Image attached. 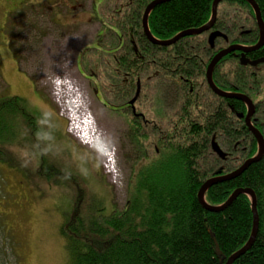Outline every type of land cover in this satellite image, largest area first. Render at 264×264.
I'll use <instances>...</instances> for the list:
<instances>
[{
  "label": "trees",
  "instance_id": "16d2710c",
  "mask_svg": "<svg viewBox=\"0 0 264 264\" xmlns=\"http://www.w3.org/2000/svg\"><path fill=\"white\" fill-rule=\"evenodd\" d=\"M151 1L128 0L125 9L107 17L113 22L111 31L118 45L113 52L100 53L109 54L113 62V76L108 80L111 89L104 88L106 95L126 104L134 98L140 83L136 105L146 109L151 119L161 120L154 128L130 114L131 140L143 164L134 175L123 211L114 210L107 215L102 203L96 202L88 212L76 210L63 226L71 264H226L228 257L245 246L252 232V203L247 195L239 196L218 213L205 210L197 197L206 180L236 170L257 152L256 140L243 122L234 118L226 102L237 104L239 112L244 110L242 104L221 100L217 106L218 97L205 81L212 56L205 34L185 37L169 47L153 45L146 39L142 17ZM254 1L264 20V0ZM213 2H165L151 12L150 31L159 40H169L183 31L200 28L211 19ZM222 4L243 8L239 14L218 17L216 24L222 31L226 17L233 19V25L225 30L230 42H255L258 29L250 5L245 0H224ZM240 25L250 31L238 39ZM240 69L243 73L238 69L235 76L233 72L227 75L237 87L255 88L264 82V75L259 74L262 79L257 84L255 75L252 84L242 83L238 76L248 82L252 76ZM93 74L102 89L98 74ZM12 110L24 116L31 132L38 127V117L19 98L0 100V161L9 165L12 154L7 149L13 144L11 138L16 137L18 119L11 124L4 115ZM151 119L146 116V120ZM214 145L223 151L222 156ZM43 169L42 165L36 169L42 178L46 172ZM237 189L255 193L259 231L251 249L234 264H264V157L238 178L211 187L205 200L212 206L222 205ZM215 241L222 256L216 254ZM8 258L4 240L0 245V264H9Z\"/></svg>",
  "mask_w": 264,
  "mask_h": 264
},
{
  "label": "rangeland",
  "instance_id": "374dc122",
  "mask_svg": "<svg viewBox=\"0 0 264 264\" xmlns=\"http://www.w3.org/2000/svg\"><path fill=\"white\" fill-rule=\"evenodd\" d=\"M16 1L0 0V100L19 98L38 117V127L31 132L17 111L4 115L11 124L17 117L18 124L7 149L12 164L0 161V245L5 240L9 264H71L63 226L76 210L88 212L96 202L107 215L123 211L143 164L131 140L132 111H113L124 103L105 93L114 70L111 56L100 53L113 52L118 45L106 27L113 26L107 17L125 9L128 0H21L22 6L29 1L34 5L13 14L10 8ZM241 9L221 4L219 18ZM217 45L225 44L219 39ZM91 68L98 74L103 99L91 81ZM59 83L66 85L67 93L61 92L64 113L55 90ZM256 93V118L264 121V82ZM135 110L151 119L146 109L136 105ZM86 118L94 139L115 155L116 184L105 176L94 145L78 138L75 125ZM41 165L43 178L36 174Z\"/></svg>",
  "mask_w": 264,
  "mask_h": 264
},
{
  "label": "water",
  "instance_id": "95a60500",
  "mask_svg": "<svg viewBox=\"0 0 264 264\" xmlns=\"http://www.w3.org/2000/svg\"><path fill=\"white\" fill-rule=\"evenodd\" d=\"M168 1H170V0H153V1H151L147 5V7L144 11L143 18H142V28H143V33H144L145 37L147 38V40L151 44L156 45V46H160V47H169V46L176 44L179 40H181L185 37L199 36V35H202L206 32H209L213 28L214 24L216 23L217 16H218V7H219L220 3L224 0H214L213 5H212V17H211L210 21L207 24H205L204 26H202L200 28L189 29V30L183 31V32L177 34L176 36H174L172 39H169V40H159V39L155 38L150 31L149 16H150L151 12L157 6H159L165 2H168ZM245 1L251 6V8L253 9L254 14H255V19H256V23H257V27H258V31H259V40H258L257 44H255L254 46H251V47L241 46V45H231L228 48L221 50L219 53H217L213 57V59L211 60V63L209 64V66L207 68V71H206V81H207L209 87L211 88V90L217 96L222 97V98H227V99H236V100L244 102L247 105L248 112H247V115L245 116V125L248 128V130L251 132V134L254 136V138L258 144V153L254 157L247 159L245 162H243V164L239 168H237L235 171H233L229 174H226V175H220L219 174V175H216V176L206 180L198 192L197 197H198V201H199L200 205L205 210H207L209 212H214V213H218V212L225 210L241 195H247L251 200V203H252L251 209H252V213H253V226H252V232H251L250 238L243 248H241L240 250H238L237 252H235L234 254H232L230 257L227 258L226 264H234L241 256H243L245 253H247L251 249V247L253 246V244L257 238L258 231H259V215H258V211H257V198H256L255 193L251 189H237V190H235L231 194V196L228 198V200L224 204L219 205V206L209 205L205 200L206 193L211 187H213L214 185H217L219 183H223V182L238 178L252 164L260 162L262 160V158L264 157V137H263L262 133L259 131V129L256 128V126L252 122V117L254 116L255 110H256V107H255L253 101L248 96L241 94V93H226V92L220 90L213 81L214 69L224 57H226L227 55H229L232 52L241 51L242 52L241 63L243 65H246L249 61L247 58H245V54L257 51L264 46V20H263L262 15H261L260 8L255 3L254 0H245ZM222 36H224V35L219 31L213 32L212 35L210 36V42L213 43L216 38L222 37ZM260 63H264V58H262L260 60L253 61L250 64L252 66H257ZM140 93H141V85H140V83H138L136 96L130 102V106H132V107L134 106V104L136 103V101L138 100V98L140 96ZM239 117L242 118L243 115H240ZM214 146H215V150L218 152L219 156H222L223 152L220 150V148L216 145H214ZM215 245H216V254L218 256H222V252H221L219 245L217 244L216 241H215Z\"/></svg>",
  "mask_w": 264,
  "mask_h": 264
},
{
  "label": "flooded vegetation",
  "instance_id": "af4514ba",
  "mask_svg": "<svg viewBox=\"0 0 264 264\" xmlns=\"http://www.w3.org/2000/svg\"><path fill=\"white\" fill-rule=\"evenodd\" d=\"M41 2H42V0H38L37 1L38 4H41ZM22 4H23V1L17 0L16 3L13 6H11L12 8H10L12 10V13L15 14V13L23 12L24 8L28 7V5L30 4V1L25 6H22ZM33 5L34 4L32 3L31 6L30 5L29 6L32 7ZM55 11H57V9L54 10V13H55ZM55 15H57V14L55 13ZM227 19H228L227 24H224V26L222 27L223 31L220 28H218L219 26H218V24H216V23H219L218 22V18H217L216 23L214 24L213 28L207 33L208 36H206V38H207V41L209 42V46L211 48L212 56L209 59V62L207 63L206 71H207V68H208L209 64L211 63V60L213 59V57L217 53H219L221 50L226 49V48H228L231 45H241V46L251 47V46H254L255 44H257V42L259 40V33H258V38H257V40L255 42L246 43L242 39H239L242 36L248 35L249 31H250V30H247L245 26L240 25L238 30L239 29H241V30L237 32V37H236V38L239 39V41L230 42L229 37L226 34L225 30L228 29L227 27H230L231 25H233V22L231 23L229 21V18H227ZM54 23L60 24L58 22V20H56ZM216 31H219V32H221L224 35V36L219 38V39H221L224 42V44H225L224 48H220V46L217 45V41L219 39L215 40L214 43L210 42V36L212 35L213 32H216ZM121 43L123 44V41ZM122 44H120V46H122ZM263 54H264V46L262 48H260L259 50H257V51L245 54V58H247L249 62L246 65H243L241 63V57H242V52L241 51H235V52L230 53L229 55L224 57L218 63V65L215 67L214 72H213V81H214V83L216 84V86L220 90H222V91H224L226 93H241V94H244V95L248 96L253 101V99H252L253 97L252 96H254L253 94H254V92L257 91L258 87L250 88V87L244 85L245 88H239L236 85H234V82L231 79L228 80L227 75H228L229 72H231V73L233 72V76H235L236 71L238 72V69L241 70V73H243L242 69H240V68H243V69H246V71H248L250 73V75L252 76V79L250 78L251 81L248 82V81H245L244 79H242L241 77L238 76L237 78H239V81L242 80L243 81L242 83H246V84L250 83V84H252V80H253V77L255 75L257 77L255 83L257 84L259 82V80L262 79L260 76L264 75V71L262 69V67L264 66V63H260L257 66H252L250 63L253 62V61L260 60V59L264 58ZM226 65H227L228 69L223 71L222 68L224 66H226ZM259 74H260V76H259ZM205 76H206V73H205ZM206 83H207V81H206ZM207 86H208L210 92L212 94H214L216 97L219 98V99L218 98L216 99L217 100V106H220V104L222 103L221 100H234L235 102H239V103L242 104L240 107L243 108L244 110L242 112H239L235 108L237 106V104L233 105V104H231L228 101L226 102L228 107H229L228 109H229V111L231 113H233L234 118L235 119L238 118L237 120L240 119V121L243 122V124L245 125V116L247 115V112H248L247 105L244 102L236 100V99H227V98L219 97L211 90V88L209 87L208 83H207ZM129 102L130 101H128L122 107L120 106L117 110L122 112V114H127L128 115V108H129L132 111L131 114L133 116L140 118L143 123L149 122L154 128L156 127L157 123H160L161 119H156V118L152 117V119L148 121L141 114L140 115L137 114L136 111H135V108L131 107L129 105ZM253 103H254V101H253ZM254 105L256 107V110H255L254 116L252 117V122L261 131V133L264 135V129L260 128V127L264 126V121H261V120L256 118V113H257L258 109H257V104L254 103ZM135 106H136V104H135ZM238 109H240V108L238 107ZM240 115H243V118H240L239 117Z\"/></svg>",
  "mask_w": 264,
  "mask_h": 264
},
{
  "label": "built area",
  "instance_id": "2783aa9c",
  "mask_svg": "<svg viewBox=\"0 0 264 264\" xmlns=\"http://www.w3.org/2000/svg\"><path fill=\"white\" fill-rule=\"evenodd\" d=\"M57 89V96H58V101L60 103V106L62 107V112H67V109H66V102L64 100V98H62L61 96V92L62 93H67L66 90H64L63 88H66V85L62 84V83H59L56 85ZM68 104V102H67ZM92 143V141H91ZM95 144V143H93ZM97 148L98 150L102 153V155L104 156V167H105V170H106V173H108V175L111 176L112 178V181L114 183H117L118 181V170H117V166H116V160H115V155L114 153L109 150L107 147H102L100 146L99 144L97 145Z\"/></svg>",
  "mask_w": 264,
  "mask_h": 264
},
{
  "label": "bare ground",
  "instance_id": "6f19581e",
  "mask_svg": "<svg viewBox=\"0 0 264 264\" xmlns=\"http://www.w3.org/2000/svg\"><path fill=\"white\" fill-rule=\"evenodd\" d=\"M75 121V117L73 118ZM86 121L80 122L77 126L75 125V127H78V132L82 133L83 136L81 135L80 138L85 142V143H90L92 140L90 139H94V134H93V129L91 126L90 121L88 120V118H86ZM73 128L74 130H76L77 128ZM72 129V130H73ZM80 129H82V131H80ZM73 130V131H74ZM77 132V131H76ZM79 137V136H78ZM94 142H97L94 139Z\"/></svg>",
  "mask_w": 264,
  "mask_h": 264
},
{
  "label": "clouds",
  "instance_id": "9594fccd",
  "mask_svg": "<svg viewBox=\"0 0 264 264\" xmlns=\"http://www.w3.org/2000/svg\"><path fill=\"white\" fill-rule=\"evenodd\" d=\"M45 116H47L48 115V113H45L44 114ZM38 136H39V133H38ZM45 139H47L48 137H47V135H45V137H44Z\"/></svg>",
  "mask_w": 264,
  "mask_h": 264
}]
</instances>
